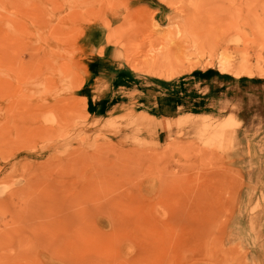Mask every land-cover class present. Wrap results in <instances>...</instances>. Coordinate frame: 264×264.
<instances>
[{
    "label": "rangeland",
    "instance_id": "rangeland-1",
    "mask_svg": "<svg viewBox=\"0 0 264 264\" xmlns=\"http://www.w3.org/2000/svg\"><path fill=\"white\" fill-rule=\"evenodd\" d=\"M0 264H264V0H0Z\"/></svg>",
    "mask_w": 264,
    "mask_h": 264
},
{
    "label": "crops",
    "instance_id": "crops-1",
    "mask_svg": "<svg viewBox=\"0 0 264 264\" xmlns=\"http://www.w3.org/2000/svg\"><path fill=\"white\" fill-rule=\"evenodd\" d=\"M114 65L103 57L91 68V83L84 88L83 97L93 115L102 116L112 108L129 104L131 93L139 95L138 102L154 110L156 118L171 117L177 112L178 97L167 92L169 87L165 82L148 77L138 81L137 75L130 76L124 70L115 72Z\"/></svg>",
    "mask_w": 264,
    "mask_h": 264
},
{
    "label": "bare ground",
    "instance_id": "bare-ground-1",
    "mask_svg": "<svg viewBox=\"0 0 264 264\" xmlns=\"http://www.w3.org/2000/svg\"><path fill=\"white\" fill-rule=\"evenodd\" d=\"M111 37H112V36H111ZM112 39H113V38H110V39H109V42H112V41H113Z\"/></svg>",
    "mask_w": 264,
    "mask_h": 264
}]
</instances>
